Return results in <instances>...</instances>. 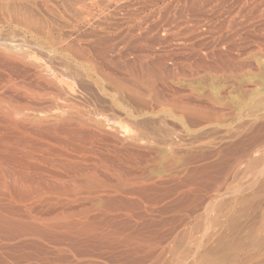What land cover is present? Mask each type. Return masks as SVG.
Masks as SVG:
<instances>
[{
  "label": "rangeland",
  "instance_id": "rangeland-1",
  "mask_svg": "<svg viewBox=\"0 0 264 264\" xmlns=\"http://www.w3.org/2000/svg\"><path fill=\"white\" fill-rule=\"evenodd\" d=\"M263 76L264 0H0V264H264L203 219Z\"/></svg>",
  "mask_w": 264,
  "mask_h": 264
},
{
  "label": "bare ground",
  "instance_id": "bare-ground-1",
  "mask_svg": "<svg viewBox=\"0 0 264 264\" xmlns=\"http://www.w3.org/2000/svg\"><path fill=\"white\" fill-rule=\"evenodd\" d=\"M260 75H263V74H260ZM260 75H258V76L260 77ZM263 77H261V78L263 79ZM240 104L241 103L239 102L238 105H240ZM262 104H260V106H263ZM260 106L258 105V107H255V106L254 107L259 108ZM259 110L262 111V109H259ZM259 113L258 114L255 113L258 116H254L253 119L251 118L252 116L249 115V116H251L250 118L252 120H248L249 121V122L247 121L248 123L243 122V123H245V125H242V126H244V129L243 128L242 129L244 130L245 133L241 134V138H240V140H238V142L234 141L232 143L233 145H231L232 147L234 146L233 150L235 152L234 153L235 154V160L236 161L240 160L242 162V164H244V166H243L244 168H237L236 167V166H238L237 164L235 165V167L237 169H235V167L233 166L234 170L230 173L231 179H230V181L228 180L229 183L225 184L223 182L225 185L223 184L221 187H218L215 190L216 196L213 199V201H210L206 206L203 205V207L205 206L203 208V212H204L203 219H205V221H207V223H208V226H204L205 229H208L209 225L211 224L209 221L212 222L214 229H215V227L222 229L223 228L222 227L223 226V224H222L223 220L228 221L229 226H231L232 228H235L237 226V224H236L237 219L235 218V216L237 215L238 210H239V209H236L235 207H233L236 204H239L241 209L244 207L246 209L247 208L251 209L253 211V213H258L257 217H259V218H258L257 222L253 226H251V228H250V232H251L250 237L248 236V234H250V233L247 232L248 233L247 236L249 237V241H250V242L249 241L248 242L251 244V246L254 247V248L251 247V250H253V251H258L261 247L264 248V159L262 158V156H260L259 158H255V156H253V154H252L253 152L250 154L251 150L254 147H255V150H257L258 148H260V146L264 145V142H263L264 141L263 140V138H264V111H263L262 115H259ZM240 127L241 126H239V128ZM234 133H233V135L235 136ZM238 133H240V132H238ZM236 135H237V132H236ZM246 141H247V144H246ZM244 143L246 144L245 147H243L245 145ZM226 149H228V147ZM230 151H232V148ZM231 170H232V168H231ZM233 182H235V183H233ZM224 195H226V198L228 196H230L231 200H225V199L223 200L222 197ZM202 202H201V204H202ZM203 204H205V203L203 202ZM221 217L223 218V220L221 219ZM225 217L227 218V220ZM249 227L246 230H249ZM203 230H204V228H203ZM212 233H213V231H212ZM202 235L205 237L204 233ZM204 237H202V238H204ZM199 239H200V237H199ZM200 241L201 240H198V242H196V245H197L196 250L199 249V247H201V245H202ZM214 241H215L217 246L215 248L209 250V253L215 255L216 256L215 259H217V262H219V263H221V262L223 263L224 261H226L229 258L230 259L234 258L235 257L234 254L238 253V252H235V250L239 251L240 249H243L244 245H245V244L243 245L239 241V239H236L235 243H229V241L228 242L225 241L222 238V236H218ZM248 242L246 240V243H248ZM196 250L192 251V253L193 254L196 253ZM223 250L225 252L222 254V256L219 257L220 258L219 259L217 255H218V253L222 252ZM248 250H249V248H248ZM239 255H240V253H239ZM191 257H192V255H191ZM211 258H213V257H211ZM209 259L204 258V256H203L198 260V263H193V264H207L206 262H208ZM195 261H197V260H195ZM215 261L216 260H214V262ZM208 264H209V262H208Z\"/></svg>",
  "mask_w": 264,
  "mask_h": 264
}]
</instances>
